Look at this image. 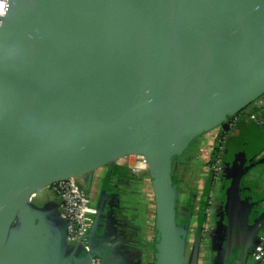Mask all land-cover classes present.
I'll return each mask as SVG.
<instances>
[{"label":"water","instance_id":"water-1","mask_svg":"<svg viewBox=\"0 0 264 264\" xmlns=\"http://www.w3.org/2000/svg\"><path fill=\"white\" fill-rule=\"evenodd\" d=\"M262 95L264 0H9L0 24V264H81L59 212L50 219L30 197L134 153L152 175L155 264H186L173 159L204 131H229L227 120ZM262 162L243 156L226 172L214 264L253 257L264 217L245 178ZM202 231L187 264H199Z\"/></svg>","mask_w":264,"mask_h":264},{"label":"crops","instance_id":"crops-1","mask_svg":"<svg viewBox=\"0 0 264 264\" xmlns=\"http://www.w3.org/2000/svg\"><path fill=\"white\" fill-rule=\"evenodd\" d=\"M259 100L261 105L256 111L264 115V95ZM244 110L247 112L248 107ZM219 141L224 142L223 176L218 181H213L206 163L213 145H217ZM243 156L249 164L263 159V162L256 165L245 178L252 210L262 219L264 125H256L242 119L234 135H229V131L222 127L211 128L192 139L173 159L171 178L177 189L176 222L178 226H187L189 229L187 245L190 240H196L201 212L206 199L209 201L207 209L205 208L206 229L200 244L199 264H214L213 259L218 255L219 235L216 229L219 220L220 224L223 223L224 177L237 159ZM74 177L88 192L90 212L96 222L93 244L105 264H150L152 259L156 260V201L150 170L140 169L136 172L123 163L110 162ZM46 188L52 192L50 200L47 204L34 207L45 211L50 219L57 221L61 206L52 188L45 186L35 191L30 201L34 197L37 198V194ZM212 195L216 197L213 202L210 201ZM193 230L196 233L192 235ZM263 237L264 227L259 233V242ZM70 248L72 250V247ZM76 255L78 262L89 264L83 251L78 250ZM187 262L188 260L186 264ZM248 264L260 263L253 254Z\"/></svg>","mask_w":264,"mask_h":264},{"label":"built area","instance_id":"built-area-1","mask_svg":"<svg viewBox=\"0 0 264 264\" xmlns=\"http://www.w3.org/2000/svg\"><path fill=\"white\" fill-rule=\"evenodd\" d=\"M8 3L9 0H0V24L7 13ZM260 105L261 101L257 99L248 107L247 112L243 110L230 117L227 120L230 125L229 135L236 133L238 124L242 119L263 126L264 115H260L256 111V108ZM223 148V142L219 141L217 145L214 144L212 150L214 149L216 153L210 159L212 162L207 164V168L212 173L213 181H218L222 174ZM117 162L125 164L132 171L149 170L148 160L142 154H128L119 158ZM48 186L53 189L60 200L59 216L66 223V242L68 246L72 248L76 246L87 253L91 257V264H105L103 257L95 250L92 242L95 219L90 212L91 207L87 190L78 183L74 176L57 180ZM254 255L261 264H264V237L256 247ZM152 260L150 264H155V259Z\"/></svg>","mask_w":264,"mask_h":264},{"label":"rangeland","instance_id":"rangeland-1","mask_svg":"<svg viewBox=\"0 0 264 264\" xmlns=\"http://www.w3.org/2000/svg\"><path fill=\"white\" fill-rule=\"evenodd\" d=\"M223 144H224V142H223ZM37 196H38L37 198L34 197L32 199V201L29 202L30 205H32V206H35L36 205V206L40 207L41 205L47 204L48 201L50 200L51 196H52V192L50 191L49 188H46L42 192L38 193ZM210 198H211V201L212 200L214 201L215 200L214 198H216V197L214 195H212ZM195 228H196V226H195ZM205 229L206 228L203 227V231H202V234H201V241L204 238ZM194 233H196L195 230H193L192 235ZM194 242H195L194 240H190L189 241V244L187 245V249H186V253H185L186 254V258H187L186 260H189L191 254H192L193 247H194ZM211 246H212V241H211ZM209 247L210 246H208V248Z\"/></svg>","mask_w":264,"mask_h":264},{"label":"flooded vegetation","instance_id":"flooded-vegetation-1","mask_svg":"<svg viewBox=\"0 0 264 264\" xmlns=\"http://www.w3.org/2000/svg\"><path fill=\"white\" fill-rule=\"evenodd\" d=\"M215 153H216V151L213 149L212 152L210 153L209 157L207 158V163H206V164H208V163L210 164V163L212 162L210 159H212V158L214 157ZM247 165H249V163H247ZM209 171H210V170H209ZM210 172H211V171H210ZM211 174H212V173H211ZM222 176H223V174H221V177H222ZM221 177H220V178H221ZM223 198H224L223 200H224V202H225L226 194L224 195ZM214 201H215V200H214ZM212 202H213V201H212ZM221 225H223V223H222ZM224 228H225V227H221V230H220V232H221L223 235L225 234L224 231H223ZM222 234H221V235H222ZM221 237H222V236H221ZM220 239H221V238L219 237V238H218V242H217L218 247H220Z\"/></svg>","mask_w":264,"mask_h":264},{"label":"trees","instance_id":"trees-1","mask_svg":"<svg viewBox=\"0 0 264 264\" xmlns=\"http://www.w3.org/2000/svg\"><path fill=\"white\" fill-rule=\"evenodd\" d=\"M208 205H209V201H208V199H206V201H205V204H204V209L202 210V214H201V217H200V219H199V227H204V224H205V222H206V218H207V212H206V210H205V208L207 209V207H208Z\"/></svg>","mask_w":264,"mask_h":264}]
</instances>
